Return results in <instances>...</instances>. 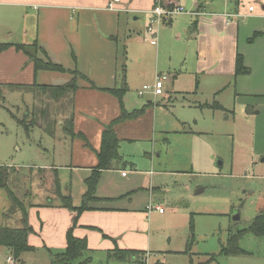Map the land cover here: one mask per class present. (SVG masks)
Here are the masks:
<instances>
[{"label": "rangeland", "instance_id": "374dc122", "mask_svg": "<svg viewBox=\"0 0 264 264\" xmlns=\"http://www.w3.org/2000/svg\"><path fill=\"white\" fill-rule=\"evenodd\" d=\"M178 1L185 12L174 16L172 22L154 24L156 37L144 14L142 19L130 22L131 31L125 38L129 88L124 105L133 112L147 106L148 101L158 104L134 122L150 126L149 140L127 143L121 149L123 160L132 162L135 170L157 173L151 178L155 180L151 186L159 187L155 193L159 201L149 205L161 203L167 211L160 214L155 208L147 209L151 246L145 249L153 255L143 254L139 262L129 255L119 258L107 251H89L80 260L82 264H264V236L248 232L228 245L231 233L248 229L264 211V109L258 102H247L241 93L242 86L237 88L238 80L228 62L229 29L225 17L200 16L233 12L235 1L198 0L202 7L199 15L193 14L197 11L194 0ZM20 29L18 20L14 24L0 22V42L11 37L10 33H15L13 41H20ZM196 32L198 36L193 37ZM138 36L144 41H139ZM30 45L35 54H40V48ZM160 72L169 77L165 93L156 95L150 89L140 96L139 90L154 82ZM34 92L41 109L51 107L58 113L64 112L65 103L51 100L50 91L37 88ZM19 93L9 95L10 110L0 106V168L9 179V189L22 201L44 202L58 195V188L49 172L36 173L31 166L52 163L55 158L51 153L42 158L38 152V146H44L48 139L43 129L36 126L27 131L17 121L26 113ZM67 105H71L69 100ZM67 109L71 114V108ZM31 119L32 116L28 118ZM71 169L65 167L59 172L69 176ZM83 174L75 173L74 193L81 187ZM27 187L32 188L31 196L22 193ZM148 194L149 190H145L138 196L139 202ZM7 196V189L0 187V226L15 227L17 216L12 214V201ZM237 214L240 219L234 220ZM223 248L241 252L224 253ZM51 250L41 246L15 260L8 249L0 247V264H57L56 255L61 251Z\"/></svg>", "mask_w": 264, "mask_h": 264}, {"label": "crops", "instance_id": "0c3cea01", "mask_svg": "<svg viewBox=\"0 0 264 264\" xmlns=\"http://www.w3.org/2000/svg\"><path fill=\"white\" fill-rule=\"evenodd\" d=\"M109 1L0 0V22L14 24V21L18 20V24L21 25L20 41H13L15 33H10L11 37L7 39L5 37L6 41L0 42L10 44L0 51V106L10 110L9 95L20 92L24 101L22 107L23 109L26 107L25 116L29 117L34 106L40 104L36 101L38 98L35 99L37 91L34 90L41 88L42 85L61 86L75 77L78 84L71 105H67L69 97H65L62 99L65 103L64 112L58 113L53 110L50 118L53 121L57 119L58 122L53 123L52 128L47 131L44 130L43 135L48 139L44 146H38L42 158L51 153L54 161L31 166L36 169V173L46 171L53 176L58 188L57 198L50 196L47 201L32 203L24 202L23 198L18 197L23 206L12 212L17 216L18 225L12 228L21 227L23 210L27 213L28 223L33 228V232L28 236V242L34 249L42 246L49 251H52L51 248L63 251L67 247V232L72 229L74 236L86 239L85 253L107 251L110 255L112 250L120 249L134 250L152 256L153 252L145 249L151 246V222L147 209L155 208L160 214L167 211L161 203L155 207L149 205L152 201H159V197L155 198L159 187L151 186L155 183L151 178L157 174L156 171L148 170L146 173L137 171L133 168L134 164L125 158L114 161L112 168L99 173L93 197L87 200L86 207L80 212L64 207L61 202V195H70L74 207L78 208L84 204V197L88 191L87 179L92 176L98 164L97 152L101 148L103 132L106 126L121 114L122 109H126L124 98L129 87L126 81L125 38L131 31L130 26L134 21L142 19L145 14L149 25L152 18L154 0H121L113 10L108 8ZM197 1L194 0V3L197 10L201 11L202 7H199ZM234 1L233 12L200 16L203 19L217 15L225 17L229 29L226 46L230 57L228 62L232 63L230 70L235 73L239 53L243 55L244 64L249 68L247 74L235 75L236 81L238 80L237 88L242 86L241 93L245 95L247 102H258L264 109V69L260 70L264 64V0ZM250 6H254L253 11H249ZM228 14H232L231 17H228ZM237 32L239 37H236ZM258 32L259 35L254 37ZM151 33L156 37L152 31ZM198 34L196 32L193 37ZM140 36L137 39L142 41ZM34 42L40 47V54H37L40 59L47 62L49 58L55 64L61 65L64 70H36L29 56L16 47L19 43L30 45ZM159 49L160 44L157 43V51ZM79 73L89 78L94 87ZM160 74L162 72L156 73L154 82L150 85L155 84L156 77ZM166 82L163 92L158 95L165 93ZM107 89H117L123 95L120 97V94H113ZM50 105L52 106L51 103ZM157 106L158 104L148 101L140 115L116 123L114 128L120 140L119 151L122 157L124 155L121 149L124 144L135 143L140 139L149 140L150 126L144 123L136 125L134 122L146 116L151 110L150 107L155 109ZM69 107L71 114L67 113ZM250 109H253L252 112L255 111L253 106H250ZM260 109L259 107L256 111L259 112ZM126 111L130 113L127 109ZM25 116L21 119L26 118ZM71 116L74 118V131L81 132L84 137H74L64 127L66 120ZM39 129L41 131L40 127ZM57 158L61 159L59 163H56ZM63 160L70 164L66 165ZM72 166L78 168L74 171L71 169ZM65 167L71 169L69 176L59 172ZM34 171L32 170L33 173ZM76 171H83L84 174L80 181L81 187L74 193L72 189ZM30 189L32 188L27 187L22 191L24 196H31ZM145 190H149V194L145 200L139 202L141 198L138 200V196ZM7 193L11 200L8 189ZM47 194L45 190L44 197ZM142 260L136 259L139 262Z\"/></svg>", "mask_w": 264, "mask_h": 264}, {"label": "trees", "instance_id": "16d2710c", "mask_svg": "<svg viewBox=\"0 0 264 264\" xmlns=\"http://www.w3.org/2000/svg\"><path fill=\"white\" fill-rule=\"evenodd\" d=\"M260 32L255 33L254 37L259 35ZM10 44H0V51L7 47ZM38 49L40 48L37 42L33 43ZM31 45L26 44H16V47L19 50H23L30 58V60L34 63L36 70L39 69H48V70H61L63 71L64 68L61 65L55 64L48 58L47 62L43 61L35 54L31 49ZM45 53V52H44ZM46 55V54H45ZM249 72V68L244 64V58L242 54H238L236 58V69L235 75L239 76L242 74H247ZM80 74V73H79ZM78 74V75H79ZM82 75V74H80ZM84 79H87L91 86L94 87V83L84 75L81 76ZM42 89L50 91V99L54 100H62L65 97H69V101L73 99V94L78 88L77 81L72 79L70 82L61 85V86H48L42 85L40 86ZM113 94H117L120 97L121 94L117 89H107ZM68 104V103H67ZM123 104V103H122ZM51 106V105H49ZM49 111L47 113L46 111ZM53 109L51 107L45 109H41L39 104L35 105L34 108L31 110V114L29 117L24 119L17 118V121L21 123L27 131L33 129L34 127H40L43 130H48L52 128L51 126L53 123H56L55 120L50 118L53 113ZM143 112V109L135 110L133 112H127L126 109H122L121 114L115 118L110 124H108L103 132L102 137V144L100 150L97 152L98 156V164L95 168L94 173L87 179L88 191L84 197V204L81 207H74L72 204L71 196L70 195H61V202L64 207H67L71 210H75L80 212L82 209L86 207V202L89 198L93 197L95 192L96 184L99 180V173L103 170L112 168L113 162L117 160H122V155L120 154V140L116 134L114 126L116 123H119L129 117H134L139 115ZM15 116V115H14ZM32 116L31 121L28 120ZM16 117V116H15ZM73 116L66 120L64 127L67 131H70L71 135L74 137H84V135L79 132L76 133L74 131L73 126ZM6 174H3V170L0 168V187H5L9 190L10 198L12 200V208L11 211L18 210L20 207L23 206L22 201L19 200L18 196H16L11 189L8 187V183L6 181ZM22 226L17 228H12L8 226H0V247H5L8 249L9 253L14 256L15 260H19L20 257L24 252L31 251L34 249L28 242V236L33 232V228L28 223L27 213L23 210L22 216ZM251 232L257 236H264V211L259 213L252 223L250 224L249 228L242 229L237 233H231V237L228 239L229 244H235V242L242 237L245 233ZM194 238V236H193ZM192 238V239H193ZM234 248V247H232ZM232 248H223L224 253H237L241 252L239 249H232ZM87 250V241L86 239L77 238L73 234V230L70 229L67 232V247L61 251L59 254L56 255L57 264H82L80 262L81 257L84 255L85 251ZM117 255V257L122 258L123 256L129 255L134 259L142 260V252L134 251V250H120L115 249L110 252V255Z\"/></svg>", "mask_w": 264, "mask_h": 264}, {"label": "built area", "instance_id": "2783aa9c", "mask_svg": "<svg viewBox=\"0 0 264 264\" xmlns=\"http://www.w3.org/2000/svg\"><path fill=\"white\" fill-rule=\"evenodd\" d=\"M121 0H110L108 3V8L113 10L116 9ZM254 6L249 7V11H253ZM185 12V9L179 2L176 0H154V6L152 7L151 13L152 18L150 20L149 29L156 35L155 28L153 27L156 23H165L170 22L174 16L182 14ZM201 11H195L193 14H200ZM232 14H228V17H231ZM168 79L167 75H157L156 82L153 85H145L141 90H139V95L144 96L147 90L153 89L156 95L163 92L164 83ZM159 210H162L158 207ZM11 263V258L8 259Z\"/></svg>", "mask_w": 264, "mask_h": 264}, {"label": "water", "instance_id": "95a60500", "mask_svg": "<svg viewBox=\"0 0 264 264\" xmlns=\"http://www.w3.org/2000/svg\"><path fill=\"white\" fill-rule=\"evenodd\" d=\"M239 219H240V215L239 214L235 215L234 220H239Z\"/></svg>", "mask_w": 264, "mask_h": 264}]
</instances>
